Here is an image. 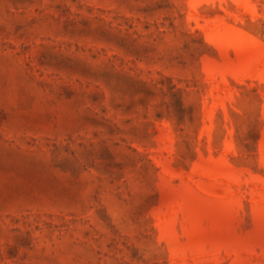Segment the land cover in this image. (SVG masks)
<instances>
[{
  "label": "rangeland",
  "instance_id": "374dc122",
  "mask_svg": "<svg viewBox=\"0 0 264 264\" xmlns=\"http://www.w3.org/2000/svg\"><path fill=\"white\" fill-rule=\"evenodd\" d=\"M0 264H264V0H0Z\"/></svg>",
  "mask_w": 264,
  "mask_h": 264
}]
</instances>
